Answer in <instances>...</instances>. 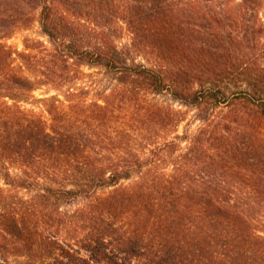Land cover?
Instances as JSON below:
<instances>
[{"label": "trees", "instance_id": "trees-1", "mask_svg": "<svg viewBox=\"0 0 264 264\" xmlns=\"http://www.w3.org/2000/svg\"><path fill=\"white\" fill-rule=\"evenodd\" d=\"M263 10L264 0H0V175L27 193L0 202L11 254L29 259L44 244L59 264H264ZM35 21L47 44L5 42ZM83 66L109 81L94 100L77 86ZM41 87L54 92L43 112L24 108ZM188 110L199 124L179 133ZM53 217L82 231L78 262L46 232Z\"/></svg>", "mask_w": 264, "mask_h": 264}, {"label": "rangeland", "instance_id": "rangeland-1", "mask_svg": "<svg viewBox=\"0 0 264 264\" xmlns=\"http://www.w3.org/2000/svg\"><path fill=\"white\" fill-rule=\"evenodd\" d=\"M83 10H92L93 7L91 5H88V1H84L82 5ZM93 11V10H92ZM38 12V11H37ZM95 12V11H94ZM261 18H264V10L261 13ZM112 30V29H111ZM110 32V31H109ZM123 32V33H122ZM120 34V37L117 39L116 44L119 46H124L129 44L128 34L122 31ZM25 38H31V39H37L42 41L44 44H47V37L43 35L40 26L37 21L33 22L28 28L18 30L14 32L5 42L12 46L13 48H16L17 50L23 49V40ZM137 61L144 62L146 64V61L143 58V54L139 53L137 56ZM84 74L81 75L80 79L77 82V86H80L81 88H84L86 91L85 98L87 101L94 100L97 96V91L100 89H106L109 87L108 78L106 77V74L101 72L100 70H97L94 67H88L83 66L81 67ZM53 90H50L47 87H41L35 90L32 94V96H28L26 101L21 102L20 104L26 108V109H33L37 113L43 112V103L41 101V98L51 96L53 95ZM159 101H165L166 99L162 96L158 97ZM176 108H181V110H185L184 107L175 105ZM187 110V109H186ZM194 111L188 110L186 119L179 124L178 132L182 133L185 130H187L188 133L194 132L199 124L198 121H196L194 118H192ZM189 123V124H188ZM9 172L11 175L15 174V168L13 165H8ZM0 202L3 203L2 198H4V202L10 204V207H14V202H16L17 196H25L27 193L24 190H16L13 189L11 186L4 184V181L2 179V176L0 175ZM1 203V204H2ZM61 212H72L76 206L77 203L73 204H66L61 203L59 204ZM78 224H72L71 226H66V224L62 221L60 217H53L51 219H48L45 227L46 232L49 230L52 235H54L56 241H58L59 244H63L65 246V243L68 244L70 247H72V250H70V253L72 254L70 256V261L72 262H78V256H85L84 251L79 249V239L82 235V231L78 228ZM14 239L10 235H6L5 238L0 234V254H5L4 258L5 261L3 262L0 259L1 264H40V257H42L45 261V264H59L56 261H54L53 256L57 253L53 252L50 246L47 245H41V250H37L34 253H31L30 258L27 259L25 256H19L14 253L16 250L13 249V243ZM67 248V247H66Z\"/></svg>", "mask_w": 264, "mask_h": 264}]
</instances>
